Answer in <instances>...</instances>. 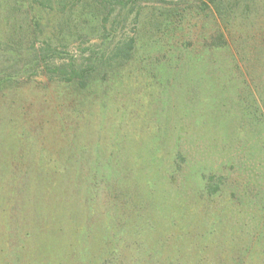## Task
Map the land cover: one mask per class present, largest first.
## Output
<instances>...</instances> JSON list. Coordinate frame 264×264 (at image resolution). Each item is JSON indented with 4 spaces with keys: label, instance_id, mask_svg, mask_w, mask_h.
<instances>
[{
    "label": "rangeland",
    "instance_id": "obj_1",
    "mask_svg": "<svg viewBox=\"0 0 264 264\" xmlns=\"http://www.w3.org/2000/svg\"><path fill=\"white\" fill-rule=\"evenodd\" d=\"M128 37L129 64L82 92L31 65L46 42L61 64ZM0 42V79L14 77L0 85V264H101L115 226L124 264L136 243L147 264H264V0H0ZM75 143L84 177L97 150L124 162L118 219L103 182L73 206L41 179L38 160L64 162ZM177 144L181 172L166 182ZM211 176L221 190L201 199Z\"/></svg>",
    "mask_w": 264,
    "mask_h": 264
},
{
    "label": "trees",
    "instance_id": "obj_2",
    "mask_svg": "<svg viewBox=\"0 0 264 264\" xmlns=\"http://www.w3.org/2000/svg\"><path fill=\"white\" fill-rule=\"evenodd\" d=\"M44 1L51 2L52 0ZM136 1L137 0H115L117 5H122L123 3L129 5V2L130 4H134L136 3ZM1 44L2 43L0 42V51L2 50ZM45 44L46 45H43L42 47L34 51V54L32 56L33 60L31 62L32 68H34V70H43L42 73L47 76L50 82L60 83L66 85V87L68 88L76 89L77 91L82 92L94 85L96 76L100 72H114L115 70L118 71L119 68L127 66L133 59L134 53L137 50L138 40L135 37H128L124 41H121L120 43L109 49H105L100 52L91 50L89 52V56L81 57L83 58V60L81 61L72 59L67 62L64 61L61 64L50 62L51 60H54V57L58 55V53H56L55 49L48 42H46ZM13 81L14 77L5 76L3 79H0V85L7 84L8 82L11 83ZM114 146V144L110 145L109 150L114 149ZM96 149L101 150V146H97ZM79 150L81 152H84L85 148L79 147L78 143L69 146L67 148V152L64 153L68 156L64 160V162H61V159L59 158H55L56 160L53 158L54 160L51 159V161L48 162L47 165L43 164L42 166L41 161L38 160L39 167H41L40 169L42 170V168H44L47 170L46 174L42 173L41 179L44 178V181L48 180L49 182H51L52 187L55 186L59 188L60 184L61 186L65 187L66 198L68 196L66 188H68L70 190L69 202L73 206L74 202L78 201L80 192L83 196L84 194L86 195V200L88 202L91 201L95 203L96 199L98 198V186L103 182L105 186L109 188V192H112V194H114L113 202L115 206L118 207L116 209L119 211L115 219H118V217H120L119 214L124 211V208H129V191L123 190L121 186H118L116 184H120V170L122 169L121 167L122 165H124V162H121L120 157H116L117 161H115L113 151H111L107 155L106 159H103L101 158L100 154L98 155L100 151L97 150L98 152L96 151V157L94 161L90 162L91 164L89 165H92L90 167L91 174L84 177L86 161L85 157L80 155ZM173 150L174 152L171 158H168L169 160L167 159V164L165 162L164 166L162 165L163 170L161 171L164 173L163 176L166 182L167 180H175L181 172V169L177 168V158L180 157L182 159V155H184V153H181L180 146L178 144ZM21 164H23L22 161ZM114 168H116L115 171H113ZM82 178H85L86 180L85 186ZM215 178L214 176H211L209 178V182L207 181L203 184L200 190L201 199L210 200L213 196L220 192L221 184H223L221 183V181H224V177H219V184H216L214 182ZM12 210L15 212V209ZM11 213H9V217H11ZM107 223L109 224L110 221H108ZM176 223L178 224V222ZM180 224L181 230L183 229V226H187V224L183 222H180ZM114 235L117 238L116 244L109 252L110 255L108 254L109 256L106 257L103 262H101V264H124L121 256L123 252L121 251L122 249L129 250V239L125 235H120L119 230H117L116 226ZM171 237L173 238L172 234H167L162 237L158 241L160 247H166V244L170 242ZM178 237L180 239L182 238V236ZM248 245V250H250V248L253 246V240L252 242H249ZM135 246L139 251L135 250L136 252H132V259H129L130 264H147V262L149 263V259L145 260L146 255L142 256L143 253H141L147 252L148 248L142 246V244L140 243H136ZM261 252H263L264 254V249L261 250ZM168 264H174V259L168 261Z\"/></svg>",
    "mask_w": 264,
    "mask_h": 264
}]
</instances>
